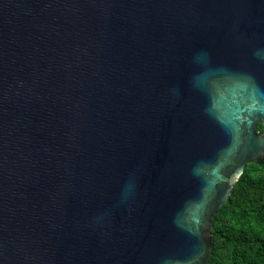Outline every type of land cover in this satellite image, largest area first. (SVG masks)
<instances>
[{
  "label": "water",
  "instance_id": "obj_1",
  "mask_svg": "<svg viewBox=\"0 0 264 264\" xmlns=\"http://www.w3.org/2000/svg\"><path fill=\"white\" fill-rule=\"evenodd\" d=\"M259 125L264 0H0V264H207Z\"/></svg>",
  "mask_w": 264,
  "mask_h": 264
},
{
  "label": "trees",
  "instance_id": "obj_2",
  "mask_svg": "<svg viewBox=\"0 0 264 264\" xmlns=\"http://www.w3.org/2000/svg\"><path fill=\"white\" fill-rule=\"evenodd\" d=\"M212 240L207 264H264V160L246 166L215 216Z\"/></svg>",
  "mask_w": 264,
  "mask_h": 264
},
{
  "label": "flooded vegetation",
  "instance_id": "obj_3",
  "mask_svg": "<svg viewBox=\"0 0 264 264\" xmlns=\"http://www.w3.org/2000/svg\"><path fill=\"white\" fill-rule=\"evenodd\" d=\"M258 130V129H257ZM259 132V131H258ZM260 133V132H259ZM263 133H264V130H263ZM260 134H262V133H260Z\"/></svg>",
  "mask_w": 264,
  "mask_h": 264
}]
</instances>
